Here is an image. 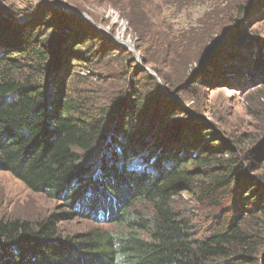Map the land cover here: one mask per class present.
<instances>
[{
    "label": "trees",
    "instance_id": "trees-1",
    "mask_svg": "<svg viewBox=\"0 0 264 264\" xmlns=\"http://www.w3.org/2000/svg\"><path fill=\"white\" fill-rule=\"evenodd\" d=\"M226 14L214 10L190 30L148 22L136 29L142 60L166 83L160 69L198 62ZM51 22L0 35V171L64 200L65 215L77 207L115 229L61 238L56 215L2 219L0 264H264V135L208 140L159 101L154 78L142 75L149 88L129 73L124 49L68 15ZM252 49L240 61L252 66L251 80H264V53ZM118 71V95L106 103L91 90L95 73L106 84ZM183 192L196 209L189 218L172 206Z\"/></svg>",
    "mask_w": 264,
    "mask_h": 264
},
{
    "label": "rangeland",
    "instance_id": "rangeland-1",
    "mask_svg": "<svg viewBox=\"0 0 264 264\" xmlns=\"http://www.w3.org/2000/svg\"><path fill=\"white\" fill-rule=\"evenodd\" d=\"M243 6H247L245 10L240 9ZM262 7L264 0H0V23L8 26L0 31V35H10L25 24H50L56 16L68 15L81 20L87 28L112 42L115 48L126 51L127 65L131 67L129 73L134 71L139 82H145L141 78L144 73L156 80L159 101L169 106L174 104V108L184 111L180 112L184 113V119L176 120L199 123L211 134L208 140L230 144V140L237 139L244 132L264 135V80H251L252 66L240 61L244 55L251 54L248 48L256 52L258 48L264 53ZM224 8L227 9L226 22L203 45L198 62L195 59L185 68L177 59L172 65L160 69L167 72L166 83L150 64L142 60L143 49L138 44L136 29L154 22L172 26L175 30H190L207 20L214 10ZM235 36H239L243 44L236 43ZM244 43L253 44L246 46ZM119 72L110 80L106 79V84L98 81V77L104 75L95 73L98 77L91 90L95 89L98 98L106 103H109V97L112 99L118 95ZM127 75L128 82L132 83L131 75ZM148 80L145 85L151 88L153 83ZM108 87L113 88L109 90ZM124 111L122 108L120 113ZM112 112L110 117L116 119V111L113 115ZM116 124L108 122L109 127H116ZM111 132L109 130V134ZM107 141L112 144L111 140ZM172 206L182 217L189 218L196 213L193 198L186 192L174 197ZM73 208L72 215H65L67 211L71 212V208L64 200L34 192L9 172L0 171V220L20 218L37 223L56 215L59 221L56 234L73 239L96 229H115L113 224L84 217L75 212L77 207Z\"/></svg>",
    "mask_w": 264,
    "mask_h": 264
}]
</instances>
